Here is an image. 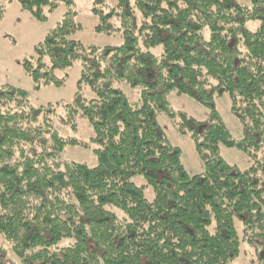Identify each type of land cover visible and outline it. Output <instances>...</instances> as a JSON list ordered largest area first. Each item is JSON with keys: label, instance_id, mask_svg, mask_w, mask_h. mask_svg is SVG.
Here are the masks:
<instances>
[{"label": "trees", "instance_id": "obj_1", "mask_svg": "<svg viewBox=\"0 0 264 264\" xmlns=\"http://www.w3.org/2000/svg\"><path fill=\"white\" fill-rule=\"evenodd\" d=\"M17 1L39 21L67 8L23 67L39 89L62 85L68 75L58 71L80 62L78 86L95 97L77 93L64 123L77 130V118L87 119L94 135L83 146L98 164L62 159L82 143L54 128L55 104L35 108L26 89L0 87V237L8 244L0 264H238L244 247L252 264H264V0H116L108 13L95 0L97 31L114 17L123 27V42L104 47L75 37L83 29L75 0ZM5 12L0 6V22ZM120 82L141 88L138 103ZM174 91L212 112L192 133L198 174L187 172L158 121L177 114ZM225 93L240 140L214 105ZM222 146L246 153L250 166L231 164Z\"/></svg>", "mask_w": 264, "mask_h": 264}, {"label": "rangeland", "instance_id": "obj_2", "mask_svg": "<svg viewBox=\"0 0 264 264\" xmlns=\"http://www.w3.org/2000/svg\"><path fill=\"white\" fill-rule=\"evenodd\" d=\"M94 1L75 0L76 17L83 26V29L75 37L84 44L100 47L121 44L123 42V27L117 18H111L110 25L112 27H108V30L100 32L95 29L100 20L92 11ZM239 1L249 2V0ZM116 2V0H105V4L101 6L102 11L108 13L116 5ZM1 5L6 7V14L0 22V87L11 84L26 89L35 108L48 103L55 104L56 111L52 114L54 128L61 136L75 137L82 143L80 145H68L61 156L62 159L96 166L98 164L97 155L92 151V148L83 146L94 135L87 119L77 118V130L64 123V105L71 103L77 93L86 99L95 97V93L88 85L78 86L81 75L80 62H76L65 71H58L61 76L68 75L62 85L50 84L39 89L35 87V82L23 67V62L33 55L35 45L42 41L63 17L67 10L66 6L60 5L54 12L48 14L47 20L39 21L31 13L24 10L17 0L12 2L0 0ZM162 50L161 45L150 48V51L155 55H160ZM116 86L124 91L132 104L140 101V87H132L126 82L116 83ZM169 101L177 114L174 117L169 116L166 112L160 113L158 116L159 124L172 144L181 149L187 172L190 175L201 173L203 160L196 150L192 133L194 130L203 131L207 127L212 114L211 109L197 102L191 96L177 94L175 91L169 95ZM214 105L228 125L232 136L240 140L244 136V131L240 120L232 112L231 96L228 93L216 95ZM198 122L201 124L198 125ZM181 123H186L184 124V131L180 129ZM221 153L227 161L240 169H245L251 164L250 157L237 148L222 146ZM132 180L139 186L147 184L142 175H135ZM145 196L148 200L154 199L155 192L152 186L145 187ZM0 244L2 247H8V244L1 237ZM244 249L246 251L242 253L238 264H252V250L249 247H244ZM10 254L14 259L16 258L12 253Z\"/></svg>", "mask_w": 264, "mask_h": 264}, {"label": "crops", "instance_id": "obj_3", "mask_svg": "<svg viewBox=\"0 0 264 264\" xmlns=\"http://www.w3.org/2000/svg\"><path fill=\"white\" fill-rule=\"evenodd\" d=\"M2 6V5H1ZM6 14V13H5ZM5 16V15H4ZM4 18V17H3ZM3 20V19H2Z\"/></svg>", "mask_w": 264, "mask_h": 264}]
</instances>
